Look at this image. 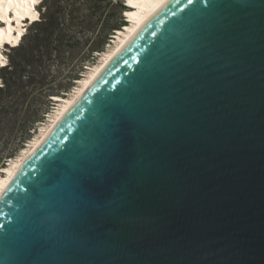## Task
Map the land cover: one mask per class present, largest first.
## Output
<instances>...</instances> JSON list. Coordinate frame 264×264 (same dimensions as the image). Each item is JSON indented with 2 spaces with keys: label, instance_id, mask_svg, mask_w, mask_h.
Segmentation results:
<instances>
[{
  "label": "water",
  "instance_id": "water-1",
  "mask_svg": "<svg viewBox=\"0 0 264 264\" xmlns=\"http://www.w3.org/2000/svg\"><path fill=\"white\" fill-rule=\"evenodd\" d=\"M0 264H264V0H169L0 198Z\"/></svg>",
  "mask_w": 264,
  "mask_h": 264
},
{
  "label": "trees",
  "instance_id": "trees-1",
  "mask_svg": "<svg viewBox=\"0 0 264 264\" xmlns=\"http://www.w3.org/2000/svg\"><path fill=\"white\" fill-rule=\"evenodd\" d=\"M120 6L124 10L127 8L124 3H120ZM38 11L39 18L26 27L18 44L6 45L7 63L0 66V170L4 169L8 159L14 157L24 146L23 142L32 136L31 130L35 129L34 123L43 121L37 109H33L32 103L28 102L27 88L29 84L33 85L32 87L42 88L45 82L46 68L42 63L43 54L53 51L59 55L61 52L59 40L62 37L60 32V14L63 11L61 0H41ZM121 22L111 27L112 33L127 24L124 19ZM67 25H73L72 17ZM71 33L70 38L72 39L69 42L74 39L75 33ZM30 68L32 71L29 72ZM47 95L59 94L47 93ZM14 112L20 114L23 119H9ZM14 138L18 140L14 148L6 149L8 142Z\"/></svg>",
  "mask_w": 264,
  "mask_h": 264
},
{
  "label": "rangeland",
  "instance_id": "rangeland-1",
  "mask_svg": "<svg viewBox=\"0 0 264 264\" xmlns=\"http://www.w3.org/2000/svg\"><path fill=\"white\" fill-rule=\"evenodd\" d=\"M120 3L125 4L130 3V1L106 0L100 2L99 0H61L63 7V11L60 14V32L62 33V37L59 40L61 52L59 55L55 54L53 51L43 54L42 63H44L46 68V71H44L46 75L45 82L42 88H37L36 86L32 87L33 85L30 84L27 88L29 93L28 102L30 101L32 103L33 109H37L38 115L41 116L43 121L34 123L35 129L31 130L32 136L27 139L26 142H23L24 146L15 156L21 153V150L27 146L29 140L33 138L43 124L47 122L45 114L52 113L56 109L57 104L53 103L50 99L51 95H47V93H58L61 95L62 92H67L68 95L73 87L78 84V82H74V79L76 77L82 79L83 77L79 76V73H83L84 76L88 71L83 69V64L88 60L90 61L89 63L95 64L98 62L100 56H95L91 59L93 57L92 55H95L93 50L98 49L99 52H101L108 49L110 34L113 31L111 27H113L114 24H118L123 19L126 20L127 23L129 22L132 14L131 10H133V8L127 6L124 10L120 6ZM124 15H126L127 18H124ZM70 17L73 19L72 26L67 25ZM27 25H29V23ZM71 32L75 34L73 36V41L69 42V40L72 39L70 38ZM5 50L6 47L1 49V52L7 60V52H5ZM30 71H32L31 68L29 69V72ZM12 96L15 95L12 94ZM14 107L15 106H13V108ZM9 119H23V117H20V114L14 112L10 115ZM17 141L18 140L15 138L9 141L6 149L12 150ZM10 162L11 158L8 159L6 164L8 165ZM0 171L1 176L3 171L2 169Z\"/></svg>",
  "mask_w": 264,
  "mask_h": 264
},
{
  "label": "bare ground",
  "instance_id": "bare-ground-1",
  "mask_svg": "<svg viewBox=\"0 0 264 264\" xmlns=\"http://www.w3.org/2000/svg\"><path fill=\"white\" fill-rule=\"evenodd\" d=\"M38 0H0V47L4 43L12 46L18 44L20 36L23 34L22 20L28 18L33 21L38 17L36 3ZM128 7L133 8L129 22L118 29L113 40L108 44V49L100 53L97 63L93 64L78 80V84L65 95H56L57 107L49 113L47 122L43 124L38 133L29 140L26 147L21 150L18 156L11 158V162L2 169L0 176V198L6 191L9 183L18 173L20 165L37 149L51 134L61 118L68 113L74 105L87 92L92 80L98 76L105 68L107 62L115 52L142 26H144L152 15L163 8L169 0H129ZM129 14V12H128ZM127 14V15H128ZM126 16V15H125ZM127 17V16H126ZM129 18V17H128ZM5 24V25H2ZM0 61L4 63L3 54L0 50Z\"/></svg>",
  "mask_w": 264,
  "mask_h": 264
},
{
  "label": "built area",
  "instance_id": "built-area-1",
  "mask_svg": "<svg viewBox=\"0 0 264 264\" xmlns=\"http://www.w3.org/2000/svg\"><path fill=\"white\" fill-rule=\"evenodd\" d=\"M123 27V26H122ZM116 31L117 30H114V32L112 33V34H110V39H109V42L111 41V40H113V37L116 35ZM103 51H101V52H99V51H97V50H93V53L95 54V55H92L93 57L91 58V59H93L95 56H100V53H102ZM6 62H7V60H6ZM90 61L88 60L85 64H83V69H85V70H88L94 63H89ZM82 70V69H81ZM79 76H81V77H83V73H79ZM81 78H79V77H76L75 79H74V82L75 83H77L78 82V80H80ZM61 95H65V96H67V92H62L61 93ZM51 99H52V101H53V103H55V104H57V101L56 100H54L55 99V96H51ZM48 113L47 114H45V119H48Z\"/></svg>",
  "mask_w": 264,
  "mask_h": 264
},
{
  "label": "snow or ice",
  "instance_id": "snow-or-ice-1",
  "mask_svg": "<svg viewBox=\"0 0 264 264\" xmlns=\"http://www.w3.org/2000/svg\"><path fill=\"white\" fill-rule=\"evenodd\" d=\"M190 2H191V0H190Z\"/></svg>",
  "mask_w": 264,
  "mask_h": 264
}]
</instances>
